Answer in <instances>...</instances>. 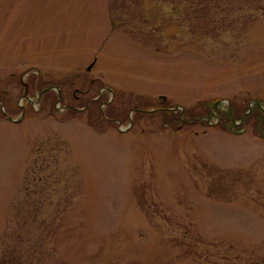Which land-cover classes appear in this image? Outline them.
Instances as JSON below:
<instances>
[{"label": "rangeland", "instance_id": "obj_1", "mask_svg": "<svg viewBox=\"0 0 264 264\" xmlns=\"http://www.w3.org/2000/svg\"><path fill=\"white\" fill-rule=\"evenodd\" d=\"M256 103L264 0H0V264H264Z\"/></svg>", "mask_w": 264, "mask_h": 264}, {"label": "trees", "instance_id": "obj_2", "mask_svg": "<svg viewBox=\"0 0 264 264\" xmlns=\"http://www.w3.org/2000/svg\"><path fill=\"white\" fill-rule=\"evenodd\" d=\"M41 91H44V90H41ZM212 105H213V103H210V104H208L207 105V107L205 108V115L208 117V116H210L211 114H212V112H211V107H212ZM218 107H219V105L218 106H215L214 108H213V111H216L217 109H218ZM254 108H255V110H257V113L255 114V117H259L260 115H262V113H264V112H261V111H263V110H260V108H259V104H257L256 103V105L254 106ZM235 111V109L233 108H231V110L229 109V108H226V110L225 111H219V109L216 111V112H218V114H222L223 116V118H222V120L224 121L225 120V124H226V127L228 128V129H230V128H233V124L236 122V121H238V122H240L241 121V119H240V117L242 118L243 116H244V114H245V112L247 111H245L242 115H240V117H239V119L237 120V119H235V117H234V115L233 114H236V113H238V111H236V113L234 112ZM221 112V113H220ZM161 113H163V114H168L166 111H161ZM250 113H252V111H250L246 116H244V118L243 119H245L246 117H248V116H251V114ZM250 114V115H249ZM189 115V114H188ZM187 114L185 115L184 113H181V112H179L174 118H175V120H174V123H179V124H182V123H185V121H187L189 118L192 120V121H196L197 119L196 118H194L193 116H188ZM182 117V118H181ZM234 117V118H233ZM200 122H202V121H200ZM173 122H172V124H174Z\"/></svg>", "mask_w": 264, "mask_h": 264}, {"label": "water", "instance_id": "obj_3", "mask_svg": "<svg viewBox=\"0 0 264 264\" xmlns=\"http://www.w3.org/2000/svg\"><path fill=\"white\" fill-rule=\"evenodd\" d=\"M89 69H90V68H89ZM161 98H162L163 101H165V99H166L165 97H161ZM8 119H9V118H8ZM11 120H12V119H11Z\"/></svg>", "mask_w": 264, "mask_h": 264}]
</instances>
